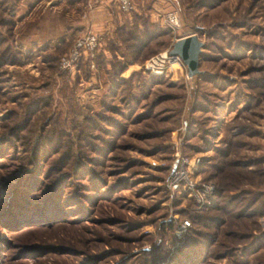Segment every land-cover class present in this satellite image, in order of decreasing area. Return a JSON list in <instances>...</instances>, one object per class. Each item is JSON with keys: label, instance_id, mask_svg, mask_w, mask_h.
Listing matches in <instances>:
<instances>
[{"label": "rangeland", "instance_id": "rangeland-1", "mask_svg": "<svg viewBox=\"0 0 264 264\" xmlns=\"http://www.w3.org/2000/svg\"><path fill=\"white\" fill-rule=\"evenodd\" d=\"M155 5L70 73L59 57L82 31L80 5L0 0V264H154L187 228L220 240L234 221L226 195L240 207L264 189V0ZM171 8L175 28L162 20ZM188 33L203 43L198 73L180 59L144 69ZM176 153L193 163L192 192L166 184ZM252 219L248 235L223 237L232 252L215 244L193 261L206 250L209 264H264V215Z\"/></svg>", "mask_w": 264, "mask_h": 264}, {"label": "built area", "instance_id": "built-area-1", "mask_svg": "<svg viewBox=\"0 0 264 264\" xmlns=\"http://www.w3.org/2000/svg\"><path fill=\"white\" fill-rule=\"evenodd\" d=\"M116 3L118 10L125 14L135 9L132 0H116ZM162 20L166 26L175 28L178 26V13L173 8L167 9L163 13ZM100 37V33L92 29L85 28L82 30L74 38L69 49L60 55L59 64L61 69L74 73L79 69L81 64H84L89 69L94 68L95 63L93 58L99 50ZM178 62V56L169 54L168 50L157 52L146 60L144 69L151 72H160L163 67H166V64H178ZM192 166L193 163H190L189 160H185L184 158H179L176 153V158L170 166V171L166 179V184L171 191H178L181 188L187 190V193H189V191L192 192L195 190L194 183L188 174ZM203 186L205 189L210 188L205 184ZM188 225L189 222L187 220H182L179 224V230H185Z\"/></svg>", "mask_w": 264, "mask_h": 264}, {"label": "trees", "instance_id": "trees-1", "mask_svg": "<svg viewBox=\"0 0 264 264\" xmlns=\"http://www.w3.org/2000/svg\"><path fill=\"white\" fill-rule=\"evenodd\" d=\"M73 1H76V0H66V2H69V3H73ZM130 15L132 17V20H134L135 17L137 18V16L132 14V12H130ZM131 24L129 25L126 22L123 23L119 29L115 30L116 31L115 34L117 35L119 32H121L120 30L124 27L125 28H131V27H127V25L132 26ZM128 32H129L128 38L136 39L138 37L137 41H136L138 45L143 44L145 42V40L147 39L146 38L147 36L144 39H142V38L140 39V36H141L140 33L137 34L136 36H133L131 31H128ZM100 48L101 47L99 45V50L101 51L102 49H100ZM100 56H101V54L99 52H97L95 54V56L93 58L94 63H96V59ZM16 60H18L17 55H14V58L12 60H10L9 62L13 63ZM54 60H55V58H54ZM239 164H240V162L235 161V160L233 162H228V165H230V166H233V165L236 166ZM263 172L264 171H262V173ZM234 174H237L239 177L241 175L240 172H234ZM236 182H238V181H236ZM232 185H234V184L232 183ZM223 187L222 188L220 187V189L215 192V193H217L218 197L223 195L222 192L225 190V184ZM254 197H257V200L254 199ZM210 199H211L210 201L213 202L212 198H210ZM231 199L233 200L234 197H230V196L226 195V199L223 200V203H222V206H220V209L223 212H225L226 210H227V212L229 211V214H230V216H233L234 221H229L228 225L226 224L227 227H225L223 229H220V226L223 224V222L218 223V221H217V224L213 223V226L220 229V233L222 234L223 237L233 238L231 240H234L238 236L243 237L244 233L247 235L249 234V231H247V229L253 228V225L255 226V221L252 219L253 216L264 215V189L259 190V191L257 190V192L252 197H250L244 205H242L240 207H238V206L236 207V205L235 206L231 205L230 201H229ZM251 199L256 200L258 203L255 205L253 203L254 201L251 202ZM227 206H230L229 209L227 208ZM11 210L12 209L10 208L9 211H11ZM194 217L196 218L197 216L195 215ZM239 218L240 219H246V220H238ZM246 221H248V222H246ZM193 222H195V220ZM214 222H216V220H214ZM164 226L170 227V225H168V224H164ZM239 227H242V228H239ZM226 228H228V229H226ZM240 229H245L247 232H243L241 234V232L239 231ZM187 231L188 232L184 233V236L182 238H180L179 240H177L175 242L173 249L171 251L172 254L170 256L165 257V259L161 260V262L155 261V259H154L153 263L154 264H209L207 262L206 256H205L206 250L200 259L197 258V259H195V261H193V259H192L193 255L192 254H194V251H200L201 249L202 250L205 249V247H211L212 245H215V244H218L219 249L222 248V250L224 251L223 254L224 253L228 254L230 251L232 252V250H233V247L227 246L224 243V241L226 242V239H224L223 237H220V240H219L216 237H213L212 234H211V236L208 235V237H207V235H205L206 240L201 241V243H199V242H196L194 240V235H193L195 233L194 229H192V227H190L189 229L187 228ZM195 235L198 236L197 233H195ZM227 242L230 243V241H227ZM232 242H234V241H232ZM226 249H227V251H225ZM214 254L216 255L217 252L214 251L212 253V255H214Z\"/></svg>", "mask_w": 264, "mask_h": 264}, {"label": "crops", "instance_id": "crops-1", "mask_svg": "<svg viewBox=\"0 0 264 264\" xmlns=\"http://www.w3.org/2000/svg\"><path fill=\"white\" fill-rule=\"evenodd\" d=\"M143 2L144 0H137L132 13L137 17L147 13L151 19L152 11L158 10L155 3L166 4L168 0H154L155 3L151 9L149 6L146 7L149 8L148 12L142 7ZM73 3L80 5L78 12L80 18L77 20L79 29H92L100 33L101 38L105 37V40L110 39L123 23L131 24L133 21L130 14H123L118 10L116 0H76ZM99 53L105 57L107 51L102 49Z\"/></svg>", "mask_w": 264, "mask_h": 264}, {"label": "water", "instance_id": "water-1", "mask_svg": "<svg viewBox=\"0 0 264 264\" xmlns=\"http://www.w3.org/2000/svg\"><path fill=\"white\" fill-rule=\"evenodd\" d=\"M203 43L193 33L183 34L171 42L168 52L177 55L186 68V75L193 76L198 73V53Z\"/></svg>", "mask_w": 264, "mask_h": 264}]
</instances>
